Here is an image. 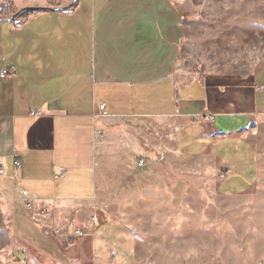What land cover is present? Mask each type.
Listing matches in <instances>:
<instances>
[{
    "label": "crops",
    "instance_id": "obj_1",
    "mask_svg": "<svg viewBox=\"0 0 264 264\" xmlns=\"http://www.w3.org/2000/svg\"><path fill=\"white\" fill-rule=\"evenodd\" d=\"M76 3L0 25V71L16 70L0 77V192L15 207L18 264H136L142 241L111 207L126 192L136 207L139 170L152 173L156 157L211 156L227 194L239 171L238 188L259 175L264 70L253 80L185 70L186 22L169 0ZM205 114L214 121L193 123Z\"/></svg>",
    "mask_w": 264,
    "mask_h": 264
},
{
    "label": "rangeland",
    "instance_id": "obj_2",
    "mask_svg": "<svg viewBox=\"0 0 264 264\" xmlns=\"http://www.w3.org/2000/svg\"><path fill=\"white\" fill-rule=\"evenodd\" d=\"M28 1L13 0L19 10ZM169 1L186 22L185 70L248 80L264 70V0ZM256 143L259 175L238 188L248 180L239 171L229 194L219 189L222 178L211 156L171 151L148 166L152 173L139 170L136 207L129 192L121 206L111 207L142 241L136 264H249L258 253L264 262V148ZM144 184L153 190L146 194ZM14 212L13 200L0 192V264L25 259L17 255Z\"/></svg>",
    "mask_w": 264,
    "mask_h": 264
},
{
    "label": "built area",
    "instance_id": "obj_3",
    "mask_svg": "<svg viewBox=\"0 0 264 264\" xmlns=\"http://www.w3.org/2000/svg\"><path fill=\"white\" fill-rule=\"evenodd\" d=\"M15 73H16V70H15L14 67L6 68V69H3V70L0 71V77H2V78H6V77H8V76H12V75H14ZM100 109H101V111H102L104 114H106V112H105V106H104V105H102ZM214 119H215V118H214V115H212V114L198 115V116H195V117L193 118V123H194L195 125H200V124L203 123V122H213ZM14 165H15L16 167H20V166H21V162H20L19 160H16V161L14 162ZM146 165H147L146 160L141 159V160L139 161V167H140V168H143V167H145ZM4 173H5L4 169H3V168H0V175H3ZM62 176H63V173L59 174V175L57 176V179L60 178V177H62ZM74 238H75L74 236H70V237L68 238V241H69L70 244H73V243H74V240H75Z\"/></svg>",
    "mask_w": 264,
    "mask_h": 264
},
{
    "label": "trees",
    "instance_id": "obj_4",
    "mask_svg": "<svg viewBox=\"0 0 264 264\" xmlns=\"http://www.w3.org/2000/svg\"><path fill=\"white\" fill-rule=\"evenodd\" d=\"M53 4V7H62L64 0H48ZM77 3L73 6L71 10H73L76 7ZM19 8L16 6L15 2L13 0H0V18H9L12 17ZM37 13H25L23 14L20 19L16 22H13L12 24H16L19 22H23L26 19L32 17L33 15H36Z\"/></svg>",
    "mask_w": 264,
    "mask_h": 264
},
{
    "label": "water",
    "instance_id": "obj_5",
    "mask_svg": "<svg viewBox=\"0 0 264 264\" xmlns=\"http://www.w3.org/2000/svg\"><path fill=\"white\" fill-rule=\"evenodd\" d=\"M77 0H73L70 4L62 7H24L18 10L12 17L0 18V24H10L16 22L25 13H39V12H64L73 8Z\"/></svg>",
    "mask_w": 264,
    "mask_h": 264
}]
</instances>
